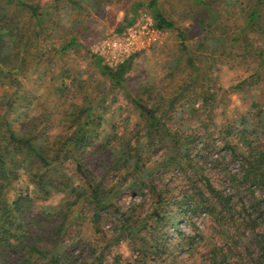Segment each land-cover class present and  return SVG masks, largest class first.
Returning a JSON list of instances; mask_svg holds the SVG:
<instances>
[{
    "label": "rangeland",
    "instance_id": "rangeland-1",
    "mask_svg": "<svg viewBox=\"0 0 264 264\" xmlns=\"http://www.w3.org/2000/svg\"><path fill=\"white\" fill-rule=\"evenodd\" d=\"M25 1L39 6L40 21L30 12L23 17L28 52L27 36L10 52L0 46L2 56H13L0 68L2 113L18 131L38 128L52 139L75 130L78 118L84 122L87 115L78 116L84 107L95 117L73 156L22 169L9 189L10 200L34 197L22 205L32 223L30 241L45 249L61 240L68 264H255L264 234V189L243 175L245 157L264 148V29L248 20L256 0H158L186 33L198 72L178 30L157 28L150 0ZM15 3L10 12L17 11ZM132 57L122 87L98 62L116 68ZM129 97L164 114L168 130L161 142L148 140L147 122ZM177 137L189 146L187 162L168 159L177 151ZM129 148L143 152L146 167L134 177L129 167L136 166L135 155L123 166ZM79 163L104 190L97 222L96 200L79 178ZM41 173L85 186L73 228L62 239L52 213L69 195H47L34 182ZM201 194L210 210L193 214ZM181 217L187 221L178 231L173 221ZM125 219L129 228L122 226ZM22 248L6 250L2 258H20Z\"/></svg>",
    "mask_w": 264,
    "mask_h": 264
},
{
    "label": "trees",
    "instance_id": "trees-1",
    "mask_svg": "<svg viewBox=\"0 0 264 264\" xmlns=\"http://www.w3.org/2000/svg\"><path fill=\"white\" fill-rule=\"evenodd\" d=\"M0 1V24H3L0 25V46L3 48L9 47L10 52L13 43L16 46L27 36L25 40V48L28 52L30 49V37L23 31V29H30L29 26L27 27L24 24L23 21L25 20L23 19H25L27 13L30 12L37 21H40V17H36L40 13L39 6L27 3L26 1L21 3L20 0H16L15 6H18L16 9L17 11L10 12L9 10L13 7L12 3H14L15 0ZM148 7L152 9L157 28L178 30L182 50L187 55L190 64L193 65L195 72H198L199 68L195 66L194 58L191 56L189 46L186 42V33L180 29L171 18L165 15L159 7L158 0H150ZM263 8L264 0H256L248 13L249 25L258 30L264 29ZM36 24L38 26V23ZM6 38L8 40V45L6 43ZM75 42V38L70 41V43L73 44ZM64 48H67V45ZM260 51L261 56H263L264 47H261ZM4 53H6L4 56L0 54L1 69H4V65L13 60L12 55L9 56L7 55L9 53ZM132 59L133 57L127 59L116 68L103 64L101 60L98 62L102 67L103 73L111 80V83L117 87H122L127 74L130 71ZM12 64L13 67L18 66L17 62H13ZM12 71L13 69L11 68L9 72ZM14 73L15 72L11 73V75ZM129 98H131L136 109L147 122L146 130L147 135L149 136L147 137L148 140H151V143H156L157 141L161 142L165 131L168 130L166 129L163 120L164 114L159 115L157 108L148 106L141 98ZM83 113L87 115V118L84 122H81V119L79 120L78 118V121H75L77 124L75 130L69 134L56 135L52 139L50 136L44 137L45 133L38 128H31L27 131L20 129L21 132L18 131V129H16L11 123L7 111L2 113L0 109V264H68V262H70V260H68L69 255H67V251L59 249L61 240H59L57 244L52 243V246L49 244V247L45 249L38 247L30 241L33 234L31 228L32 223L27 222L28 215L25 214L26 211H24L22 205L25 200L31 201L34 197L30 198L28 196H21L17 199L10 200L9 189L13 186L14 181L20 179L22 169H24L25 172H28L30 167L40 164L46 168L52 163L73 156L76 153L84 142L85 137L88 135L87 128L91 123L95 122L94 114L89 107H84L78 116ZM261 128L264 131V125H262ZM176 139H178V141H176L177 151L168 159L175 163L180 161L187 162L190 159L189 146L187 148L186 146L183 147L181 143H178L181 139H179V137ZM187 144L190 145V143ZM135 152V154L131 153V149L129 148L128 152L125 154L126 156L128 155V158L123 160V166H129V159H132L135 155L134 161L138 162L135 167H129L134 171L133 177L136 175V172L146 168L145 162L142 159L143 152H140L139 149ZM245 158L247 160V165H245L243 177L246 178L248 183L252 185L257 184L264 189V148L259 150L257 147H254V151H251ZM77 171L81 175L79 178L91 187L92 194L90 197L93 198V200H96V203L94 204V220L97 222L100 220L101 213L105 208L102 199L104 190L99 182L96 183L94 181L92 174L87 172L82 164H77ZM36 176H38L37 180L34 181L36 186L40 187L47 195H49L52 190L68 192V200L63 206H60L59 209L55 211L56 213H52L55 218L60 221L58 232L59 235H62V239L65 231L68 232V230L73 228V224H70V220L72 219L71 216L84 195L83 188H85V186L83 184L82 188V186L71 184L68 179L58 183L57 180L46 178L44 173L36 174ZM209 187H211V185H209ZM154 188L156 189V187ZM201 196L202 198L200 197V202L197 199V201H195L196 203L191 207L193 214L210 210V206L208 205L209 198L206 197L205 194H201ZM158 202V204L163 203L162 196L160 195L158 196ZM170 203L174 204V202ZM186 221L187 219L184 217L175 219L173 221L174 228L181 231L182 226ZM129 225V219L123 220L122 226L129 228ZM138 230H140V228ZM259 236V250H261V252L257 257L255 264H264V234H260ZM21 246H23V248L19 252L22 253V257L17 258L15 253L9 258H2L7 254L6 250L12 248L18 249ZM151 246L152 248H155L154 245Z\"/></svg>",
    "mask_w": 264,
    "mask_h": 264
}]
</instances>
